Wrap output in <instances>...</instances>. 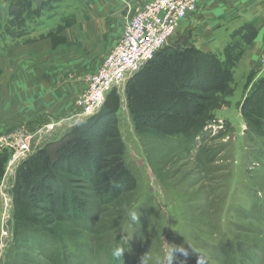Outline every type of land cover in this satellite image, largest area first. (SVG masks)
Wrapping results in <instances>:
<instances>
[{"label":"rangeland","instance_id":"374dc122","mask_svg":"<svg viewBox=\"0 0 264 264\" xmlns=\"http://www.w3.org/2000/svg\"><path fill=\"white\" fill-rule=\"evenodd\" d=\"M123 1L126 12L104 17L90 13L98 0H5L8 10L0 13V264H137L145 251L150 264H162L169 243L188 251L176 253L174 264H198L199 259L200 264H264V118L251 114V107H259L256 98L240 112L247 72L233 76L226 88L190 90L188 96L204 104L203 116L210 119L195 137L169 135L135 119L128 107V80L106 96L104 104L120 98L115 116L99 121L100 129L112 127L106 136L110 152L100 153V133L89 134L84 143L73 140L79 156L58 164L55 143L69 141L73 127L90 117L81 114L91 77L141 7L138 0ZM193 30L179 28L175 36L186 33L195 47L215 53L196 41ZM41 35L50 38L7 54L11 43ZM241 44L225 42L224 53L215 54L228 60L225 49L236 47L238 53ZM241 64L246 71L252 67L245 60ZM43 148L47 151L39 160L59 180L26 201L17 185L18 167ZM95 161L107 166L96 167ZM132 207L139 223L122 230L128 223L125 209ZM130 233V250L116 258L114 247Z\"/></svg>","mask_w":264,"mask_h":264},{"label":"trees","instance_id":"16d2710c","mask_svg":"<svg viewBox=\"0 0 264 264\" xmlns=\"http://www.w3.org/2000/svg\"><path fill=\"white\" fill-rule=\"evenodd\" d=\"M253 36V33L250 32L245 40L249 41ZM225 50L228 54V60L221 59L218 54L195 47L193 36H187L183 32L174 35L168 44L161 48L154 58L129 82V88L127 89L128 107L134 114L135 119H145L169 135L184 134L192 137L199 135L210 122V119L207 114L203 116L204 104L202 102L195 103L188 94L192 88L194 90H200L201 88L209 91L212 90L211 87L217 89L220 86L226 88L231 85L233 66L243 50L241 48L237 53V48L232 49L230 46ZM248 80L246 94L240 103V112L243 108L246 111L247 105H250L249 102L251 103L256 98L255 103L259 107H251L250 111L253 116L262 119L264 118V77L254 78V75H250ZM198 97L200 100L203 98L202 95ZM119 100L120 98L116 97L113 102L105 103L99 112L73 127L69 135V138H71L69 141L64 137L55 143L57 149L55 156L60 159L59 165L75 157V155L79 156L78 145L73 140L79 139L81 143H84L89 134L96 136L100 133L99 138L96 137L97 142L101 143L100 153L108 154L110 152L111 142L109 140L107 142L106 136L112 133V127L109 129L103 124L100 129L99 121L115 116L117 101ZM199 113L201 115L199 116L200 119L194 125L197 118L195 115ZM249 124H253L251 118H249ZM116 133L119 135L120 144L125 148L120 130L117 129ZM46 151L47 148L39 150V153L37 151L36 154L24 162L22 167H18L20 171L19 174L17 171V185L21 188V195L24 200H31L32 192L34 194L38 191L41 193L44 187L49 188V182L59 180L55 172L51 173L52 170H50L47 163L39 160L42 157L41 154ZM94 163L99 168L107 166L104 162L95 161ZM84 173L89 174L85 171ZM64 184H66L65 180ZM64 184H62L64 187H61V191L67 194L69 189L66 190ZM98 184L100 185V183ZM98 187L96 188L101 189ZM104 194L101 198L104 197ZM41 196H45V193H42ZM33 199L36 200V198ZM107 199L110 200V198ZM53 207L48 206L47 210L54 211ZM75 213H79L78 208H75Z\"/></svg>","mask_w":264,"mask_h":264},{"label":"built area","instance_id":"2783aa9c","mask_svg":"<svg viewBox=\"0 0 264 264\" xmlns=\"http://www.w3.org/2000/svg\"><path fill=\"white\" fill-rule=\"evenodd\" d=\"M208 0H148L131 17L108 57L91 77L81 116L99 112L114 88L131 80Z\"/></svg>","mask_w":264,"mask_h":264},{"label":"crops","instance_id":"0c3cea01","mask_svg":"<svg viewBox=\"0 0 264 264\" xmlns=\"http://www.w3.org/2000/svg\"><path fill=\"white\" fill-rule=\"evenodd\" d=\"M144 2L145 0H138L135 4L142 6ZM95 4L97 5H92L89 8L90 13L105 14L104 17L126 12L128 7L123 0H98ZM89 6H91L90 1ZM7 10L5 0H0V13L7 12ZM89 21L85 20V25L90 24ZM182 25L183 30L195 29L193 31L198 35L197 39L195 38L196 41L206 42V44L215 48V53L216 51L224 53V46L222 45L225 42L228 44L232 41L234 44L242 42L243 52L238 59L239 61L237 60L235 64L234 78H240V72H247L244 83L250 75H254V78L264 77V0H208L201 3V9L193 19H187ZM250 32L254 36L251 40L246 41L245 37L247 38ZM48 38L50 36L41 35L29 42L16 43L15 41L6 49L7 54L9 52V55H11L13 53L12 49L18 48L21 44H32ZM243 60L252 65L250 70L246 71L241 68ZM245 92L246 90H244V95Z\"/></svg>","mask_w":264,"mask_h":264},{"label":"clouds","instance_id":"9594fccd","mask_svg":"<svg viewBox=\"0 0 264 264\" xmlns=\"http://www.w3.org/2000/svg\"><path fill=\"white\" fill-rule=\"evenodd\" d=\"M127 227L122 226V230H127L133 223H139V213L135 207L126 208ZM132 239L131 233L129 236L123 238V243L117 244L113 249V255L116 258L124 257L125 252L130 250L129 241ZM176 253L188 254L187 249L183 245H176L175 243L166 244L164 247V256L162 264H174L176 260ZM151 256L148 251L142 252L137 258V264H150ZM200 264V259L198 261Z\"/></svg>","mask_w":264,"mask_h":264}]
</instances>
